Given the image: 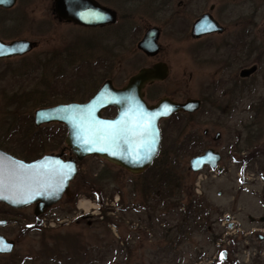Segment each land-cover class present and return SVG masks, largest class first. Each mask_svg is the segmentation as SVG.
Listing matches in <instances>:
<instances>
[{
  "label": "rangeland",
  "instance_id": "1",
  "mask_svg": "<svg viewBox=\"0 0 264 264\" xmlns=\"http://www.w3.org/2000/svg\"><path fill=\"white\" fill-rule=\"evenodd\" d=\"M99 1L118 10L119 20L113 26L85 29L62 23L54 17V0H17L12 9L0 7L3 38L37 41L28 54L0 59V141L13 146L17 142L26 151L27 142L37 140L43 125L25 120L39 108L32 101L59 95L53 99L65 102L62 95L78 85L91 89L92 80L98 82L101 73L106 75L101 84L109 78L121 87L140 68L165 61L169 76L146 85L148 100L205 99L199 111L176 117L169 128L166 145L175 139L184 144L175 143L182 152L178 163L182 188L176 187L170 195H155L144 173L88 156L80 161L79 173L70 184L73 198L66 195L47 209L46 217L66 220L57 228H45L53 234L47 235L48 248L42 244L44 228L34 206L15 209L0 202V219L7 220L0 233L15 241L11 253L0 254V264H226L220 252L228 244L231 254L242 253L246 241L253 245L264 234V0H184L182 6L181 0H171L170 10L180 16L160 11L159 0ZM212 4L225 33L193 37L194 21ZM244 16L251 19L249 45L220 48L224 40L235 44L241 29L236 20ZM154 25L162 29V49L152 56L137 44ZM97 37L102 41L99 45L82 44ZM68 46L73 47L69 57L58 56L55 63L48 60V53ZM251 67H256L251 75H240ZM57 124H45L53 125L45 129L57 131L59 138L64 135V141L47 143L45 153L64 150L66 157H73L66 143L67 129ZM205 130H209L207 136ZM220 132L221 138L215 141ZM191 134L201 137L194 146L189 142ZM54 143L57 147L51 149ZM209 147L222 154L218 167L194 172L191 158ZM201 172L202 193H197ZM82 198L98 206L86 212L78 206ZM190 205L195 211L188 217L185 211Z\"/></svg>",
  "mask_w": 264,
  "mask_h": 264
},
{
  "label": "water",
  "instance_id": "2",
  "mask_svg": "<svg viewBox=\"0 0 264 264\" xmlns=\"http://www.w3.org/2000/svg\"><path fill=\"white\" fill-rule=\"evenodd\" d=\"M16 1L0 0V7L12 8ZM54 11L60 19L83 26H106L118 20V12L98 0H55ZM216 31L223 32L224 27L206 12L194 22L191 32L193 37H201ZM160 35L159 26L148 28L138 48L147 55H157L161 51ZM36 45V41L26 38L8 42L0 37V52L3 53L0 59L25 55ZM255 70L256 67L243 69L241 75L249 76ZM168 76V64L158 62L141 68L122 87L106 80L88 101H70L36 109V126L50 123L66 126V143L76 157L66 159L62 150L25 160L0 148V202L13 208L35 205V215L44 213L69 195L70 184L79 173V162L88 156L107 159L132 173L147 170L161 151V120L180 111L193 113L201 107L198 98L176 101L162 97L156 103L148 102L146 85ZM112 106L117 108V114L105 117L103 111ZM221 159L218 151L209 148L193 157L190 167L193 171L205 165L216 168ZM6 222L0 220V225ZM0 246L8 248L0 254L11 253L15 241L0 233ZM221 254L226 257V250Z\"/></svg>",
  "mask_w": 264,
  "mask_h": 264
},
{
  "label": "trees",
  "instance_id": "3",
  "mask_svg": "<svg viewBox=\"0 0 264 264\" xmlns=\"http://www.w3.org/2000/svg\"><path fill=\"white\" fill-rule=\"evenodd\" d=\"M161 10L165 11L166 10V3H163L161 5ZM69 48H73L72 46ZM71 57V56H70ZM73 59V58H71ZM73 62V60H72ZM106 75L102 74L99 76V81L95 82L94 78L92 80L93 84H91L90 86H92L91 89L89 90H84V87H81L82 85H78L75 86V89L72 92H65L69 93L68 95H62L63 98L66 99L65 102L68 101H72V100H76L77 96H80V100H87L89 99L93 93H95V91L100 87L101 83L100 80L104 79ZM88 84V83H87ZM33 91H27L26 94L29 95L31 94ZM20 97H23L24 95H19ZM32 95H30L31 97ZM59 95H51V96H43L40 100L38 101H32V105L34 107H42V106H50V105H54L57 103H60L62 101H56L57 99H53V97H57ZM17 95H15L14 98V102L17 99ZM10 100L13 99V96L9 97ZM9 100V99H8ZM31 100L29 99L27 103H29ZM24 104V103H22ZM20 108H25V106H21ZM181 115H184L183 113H179L178 115L175 116L179 117ZM190 116H192L193 114H188ZM169 119L166 121V126L162 127V131H163V143H162V148H161V153L160 155L157 157V159L154 161L153 165L148 168L145 172L144 175H147V178H150V181L147 180V185L152 189L153 188V192L155 195H162V192L169 193V195L171 193L174 192L175 188L177 187L178 189L182 188V181L180 179L179 176V172H178V163L180 162L181 158H182V152L177 148L176 146V142L177 139L173 140L169 145H166V140L169 139V137L171 135H169V128L172 125V121L175 119ZM24 119V118H23ZM22 119V121H24ZM31 121L30 124L34 125V116L30 115L29 118L25 119ZM19 122H16L14 124H18ZM59 126H61L63 129H65L66 127L63 124H57ZM53 125H43L40 127L39 132H38V138L36 140L35 136V141H31L29 140L27 142L28 147H26V151L22 150L21 148H19L17 146V142L13 144H9V142H2L0 141V147L7 150L8 152L13 153L16 156H19L21 158H24L26 160H33L36 159L38 157H40L43 153H45L49 147L47 145V143L51 142L52 140L54 141H60L63 142L64 141V135L62 138H59L57 136V131L54 132L51 128H46L45 127H51ZM46 130L41 132V130ZM60 130V129H59ZM17 132L19 133L20 130L15 131L13 134H17ZM25 132V131H24ZM62 133V132H60ZM181 133V132H180ZM179 133V134H180ZM191 137V135H190ZM178 138L180 139L179 135ZM192 139V137H191ZM183 141H178V144H181L180 147L182 145H184L182 143ZM191 142V145L194 146V141L191 140L189 141ZM57 147V144H53L51 145V149H55ZM97 180V179H96ZM188 210L185 211L188 214V217L191 216V214L193 213V211H195L194 209H190L191 205L187 207ZM190 215V216H189ZM189 219V218H188ZM205 225V223H203V226ZM47 229H43L42 231V244L45 246V248H48L50 246L49 243V238H47V235H50L51 237L53 236V234H51V231H49L50 233L46 232ZM66 238V237H65ZM218 237L215 238V240H217Z\"/></svg>",
  "mask_w": 264,
  "mask_h": 264
},
{
  "label": "flooded vegetation",
  "instance_id": "4",
  "mask_svg": "<svg viewBox=\"0 0 264 264\" xmlns=\"http://www.w3.org/2000/svg\"><path fill=\"white\" fill-rule=\"evenodd\" d=\"M55 1V0H54ZM99 1V0H98ZM160 2H159V10L162 8L161 7V5L163 4V3H166V9H167V11H169V13L170 14H174V15H179V13L176 11V12H173L172 10H170L171 9V5H170V3H171V0H159ZM99 2H101V1H99ZM186 2L184 1V0H181L180 2H179V5H183V4H185ZM1 8H4V7H1ZM4 9H10V8H4ZM12 9V8H11ZM53 11H54V4H53ZM216 9V5L215 4H212L211 6H210V10L209 11H205V12H203V13H206V12H209V13H211L212 15H213V17L218 21V23L220 24V25H222L223 27H224V31L223 32H219V31H216V32H212V33H210V34H217V35H222V34H224L225 33V31H226V27L222 24V23H220V21L214 16V14H213V12H214V10ZM117 12H118V10H116ZM161 11H163V10H161ZM54 17H56V19H58L60 22H62V23H66V24H72V25H74V26H78V27H82V28H85V29H96V28H104V27H110V26H113L114 24H110V25H106V26H83V25H78V24H76V23H73V22H67V21H65V20H62V19H60L58 16H57V14H56V12L54 11ZM202 13V14H203ZM201 14V15H202ZM201 15L199 16V17H201ZM180 16V15H179ZM199 17H197L196 18V20L199 18ZM118 20H119V13H118ZM118 20H117V22H118ZM195 20V21H196ZM194 21V22H195ZM116 22V23H117ZM115 23V24H116ZM239 24H241V29H240V31H239V33L237 32L236 34H235V40H236V42H235V44L233 45V43H231L232 41H228V40H224V41H222V45H220L219 47L221 48V46L223 47H232V49H234V48H236V47H246L247 45H249V42H248V34H249V32L251 31V29L249 28V26H250V24H251V19H250V17H248V16H244V17H241L240 19H237L236 20V25H239ZM150 28V27H149ZM148 29V28H147ZM161 29V28H160ZM162 30V29H161ZM210 34H206V35H204V36H207V35H210ZM0 37H1V39H3V40H5V41H7L5 38H3V36H2V34H0ZM233 37H234V34H232V36H231V40L233 39ZM82 38L83 37H80V39L78 40L79 42L82 40ZM116 39H118V40H121V36L119 35V34H116ZM118 40H116V45L118 44ZM255 40H256V38L253 40L254 42H255ZM33 41H35V40H33ZM37 42V41H36ZM102 43V41H100V40H98V37L95 39V38H90V39H84L83 40V42H82V44H86V45H99V44H101ZM36 47H37V45H36ZM68 47H70V46H68ZM63 48L62 50H56L54 53H48V54H50V57H51V59H48V60H51L52 62H57V61H59L58 59H55V58H57L58 56H60V58H62L63 57V59L65 58V57H69V55H70V53H71V49L72 48ZM254 47V44L252 45V47L251 48H253ZM162 49V48H161ZM33 51V50H32ZM31 51V52H32ZM30 53V52H29ZM28 54V53H27ZM62 56V57H61ZM62 59V60H63ZM62 60H60V61H62ZM159 62H165V61H159ZM66 63H67V65L69 64V60L68 61H66ZM156 63H158V62H156ZM156 63H154V64H156ZM153 64V65H154ZM153 65H151V66H153ZM150 67V66H149ZM169 67V66H168ZM141 69V68H140ZM170 70V69H169ZM241 75V74H240ZM242 76V75H241ZM243 77V76H242ZM247 77V76H246ZM168 78V77H167ZM106 80H111V79H106ZM105 80V81H106ZM105 81H103V83L105 82ZM112 81V80H111ZM102 83V84H103ZM112 83H113V81H112ZM101 84V85H102ZM114 84V83H113ZM101 85H100V87H101ZM115 86V85H114ZM124 86V85H123ZM99 87V88H100ZM117 87V86H116ZM122 87V86H121ZM98 88V89H99ZM97 89V90H98ZM96 90V91H97ZM96 91H95V93H96ZM95 93H93V95L95 94ZM145 93L147 94V92L145 91ZM210 94V93H209ZM92 95V96H93ZM91 96V97H92ZM90 97V98H91ZM89 98V99H90ZM89 99H87V100H73V101H88ZM200 99V98H199ZM201 100V107H200V109L202 108V106H203V103H204V100L205 99H200ZM70 102V101H69ZM60 103H63V102H60ZM229 103L227 104V105H225V110H227V111H225L224 110V112H226V114L227 113H229V111H228V109H229ZM223 108V109H224ZM199 109V110H200ZM222 109V110H223ZM198 110V111H199ZM230 110V109H229ZM117 108L116 107H114V106H112V107H109V108H107L106 110H104L103 111V115L105 116V117H114L116 114H117ZM181 113H183V112H181ZM179 113H177V114H175L174 116H173V118H175V116L176 115H178ZM167 120H169V119H167ZM167 120H163L162 122H165L166 123V121ZM38 127V126H37ZM67 129V128H66ZM209 134V130H205L204 132H203V135L204 136H207ZM218 134H220V136L216 139V138H214V140L215 141H218L220 138H221V136H222V134H221V132L220 133H218ZM217 136V135H216ZM186 138L188 137V135H186L185 136ZM191 137H192V140L193 141H195L194 142V144L195 143H197V140H199V138H201L198 134H191ZM209 148H213V149H215L214 147H209ZM209 148H207V149H209ZM206 149V150H207ZM205 150V151H206ZM216 150V149H215ZM204 151V152H205ZM216 151H218V150H216ZM70 152L72 153V151L70 150ZM203 152V153H204ZM220 154H221V152L220 151H218ZM73 154V153H72ZM198 155H201V154H198ZM198 155H196V156H198ZM222 155V154H221ZM65 156V155H64ZM66 157V156H65ZM74 157V156H73ZM66 158H72V155H70L69 157H66ZM219 164V163H218ZM204 168H206V166L205 167H203V169ZM202 169V170H203ZM207 169H211V170H214L212 167H209V166H207ZM73 198V194H70L69 196H67V199H72ZM30 206H34V208H35V205H30ZM26 207H29V206H26ZM25 208V207H24ZM16 209V208H15ZM22 209V208H21ZM233 221V220H232ZM225 224V223H224ZM232 226V223L230 224V226L229 227H231ZM258 229H262L261 227H259ZM263 230V229H262ZM256 231H259V230H256ZM264 231V230H263ZM229 235V234H228ZM258 238V240L259 241H257L258 242V244H257V242H254L253 243V245H250V242H248V241H246L247 243H246V247H245V250L242 252V253H234V254H231V248L229 247L230 246V244H228L227 246H226V249H222L221 250V252L223 251V250H226V257H224V256H222V254H221V252H220V256H221V258H223L224 259V261H225V263L226 264H264V234H259L258 236H257ZM228 242H229V239H228ZM218 257V256H217ZM220 264H222V263H220Z\"/></svg>",
  "mask_w": 264,
  "mask_h": 264
},
{
  "label": "built area",
  "instance_id": "5",
  "mask_svg": "<svg viewBox=\"0 0 264 264\" xmlns=\"http://www.w3.org/2000/svg\"><path fill=\"white\" fill-rule=\"evenodd\" d=\"M197 184L199 186L200 185V182H198ZM81 200L82 199H80V201ZM83 200H87V201H90L91 202V200H88V199H85V198ZM79 208L80 209H83L84 211H87L84 208H81V207H79ZM65 222H66V220H64V219L63 220L62 219L57 220L56 217H52V218H50V217H44L43 220H42L43 226H45V227H52V228H57L58 225H60L62 223H65Z\"/></svg>",
  "mask_w": 264,
  "mask_h": 264
},
{
  "label": "bare ground",
  "instance_id": "6",
  "mask_svg": "<svg viewBox=\"0 0 264 264\" xmlns=\"http://www.w3.org/2000/svg\"><path fill=\"white\" fill-rule=\"evenodd\" d=\"M98 206L96 203H94V202H90V201H87V200H81L80 201V203H79V207H81V208H84V209H86V210H89V209H91V208H93V207H96V206Z\"/></svg>",
  "mask_w": 264,
  "mask_h": 264
},
{
  "label": "snow or ice",
  "instance_id": "7",
  "mask_svg": "<svg viewBox=\"0 0 264 264\" xmlns=\"http://www.w3.org/2000/svg\"><path fill=\"white\" fill-rule=\"evenodd\" d=\"M3 53L0 52V55H2ZM10 247V246H9ZM5 250H8L7 247H4V246H0V251H5Z\"/></svg>",
  "mask_w": 264,
  "mask_h": 264
}]
</instances>
